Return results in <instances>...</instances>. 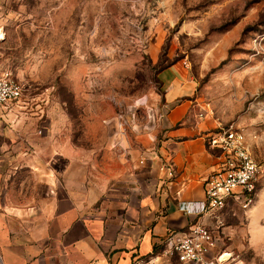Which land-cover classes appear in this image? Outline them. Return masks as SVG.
Instances as JSON below:
<instances>
[{
    "label": "rangeland",
    "instance_id": "obj_1",
    "mask_svg": "<svg viewBox=\"0 0 264 264\" xmlns=\"http://www.w3.org/2000/svg\"><path fill=\"white\" fill-rule=\"evenodd\" d=\"M0 25V71L23 87L0 129L19 142L43 147L52 132L114 164L157 148L182 102L178 123L206 143L219 123L241 127L261 170L255 202L215 228L221 259L264 264V0H3ZM181 82L190 92L171 100Z\"/></svg>",
    "mask_w": 264,
    "mask_h": 264
},
{
    "label": "crops",
    "instance_id": "obj_2",
    "mask_svg": "<svg viewBox=\"0 0 264 264\" xmlns=\"http://www.w3.org/2000/svg\"><path fill=\"white\" fill-rule=\"evenodd\" d=\"M186 83L168 93L171 100L190 92ZM185 105L168 114L157 148L125 149L114 164L71 141L55 142L52 132L42 147L0 129V264H199L180 262L166 244L195 221L218 223L185 209L198 207L218 165L196 126L178 123ZM162 161L172 165V179ZM219 241L208 257L234 264L221 259Z\"/></svg>",
    "mask_w": 264,
    "mask_h": 264
},
{
    "label": "built area",
    "instance_id": "obj_3",
    "mask_svg": "<svg viewBox=\"0 0 264 264\" xmlns=\"http://www.w3.org/2000/svg\"><path fill=\"white\" fill-rule=\"evenodd\" d=\"M3 0H0V16ZM2 27L0 25V34ZM23 94V87L9 72L0 71V112L17 101ZM208 146L216 152L218 165L205 179L204 197L198 207H187L189 214L207 215L217 219L233 204L245 209L255 202V193L261 170L253 157L246 135L233 122L219 123L206 135ZM168 179L175 176L172 165L162 161L160 166ZM219 240L217 228L213 229L199 221L191 223L179 240L168 238L167 252L176 254L180 262L218 264L219 257L210 258L208 252ZM135 264H138L137 262Z\"/></svg>",
    "mask_w": 264,
    "mask_h": 264
},
{
    "label": "bare ground",
    "instance_id": "obj_4",
    "mask_svg": "<svg viewBox=\"0 0 264 264\" xmlns=\"http://www.w3.org/2000/svg\"><path fill=\"white\" fill-rule=\"evenodd\" d=\"M223 259H227L228 258V255L227 254H225V257H222ZM220 259V258H219Z\"/></svg>",
    "mask_w": 264,
    "mask_h": 264
},
{
    "label": "trees",
    "instance_id": "obj_5",
    "mask_svg": "<svg viewBox=\"0 0 264 264\" xmlns=\"http://www.w3.org/2000/svg\"><path fill=\"white\" fill-rule=\"evenodd\" d=\"M207 145H208V143H207Z\"/></svg>",
    "mask_w": 264,
    "mask_h": 264
}]
</instances>
